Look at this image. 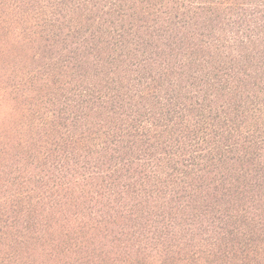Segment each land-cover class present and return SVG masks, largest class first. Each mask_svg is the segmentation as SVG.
<instances>
[{
	"label": "trees",
	"instance_id": "1",
	"mask_svg": "<svg viewBox=\"0 0 264 264\" xmlns=\"http://www.w3.org/2000/svg\"><path fill=\"white\" fill-rule=\"evenodd\" d=\"M0 264H264V0H0Z\"/></svg>",
	"mask_w": 264,
	"mask_h": 264
},
{
	"label": "clouds",
	"instance_id": "2",
	"mask_svg": "<svg viewBox=\"0 0 264 264\" xmlns=\"http://www.w3.org/2000/svg\"><path fill=\"white\" fill-rule=\"evenodd\" d=\"M0 102H2V101H0Z\"/></svg>",
	"mask_w": 264,
	"mask_h": 264
}]
</instances>
